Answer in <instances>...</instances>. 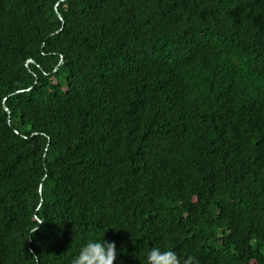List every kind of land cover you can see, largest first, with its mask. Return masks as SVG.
<instances>
[{"label":"trees","instance_id":"1","mask_svg":"<svg viewBox=\"0 0 264 264\" xmlns=\"http://www.w3.org/2000/svg\"><path fill=\"white\" fill-rule=\"evenodd\" d=\"M102 237L264 264V0H0V264Z\"/></svg>","mask_w":264,"mask_h":264},{"label":"clouds","instance_id":"2","mask_svg":"<svg viewBox=\"0 0 264 264\" xmlns=\"http://www.w3.org/2000/svg\"><path fill=\"white\" fill-rule=\"evenodd\" d=\"M39 229H34L31 236L37 233ZM103 237L100 239L93 238L84 243L74 260V264H116L117 245L115 241L108 242ZM145 260L146 264H181L174 251L158 246L152 247L145 253ZM183 264H194V258L189 257Z\"/></svg>","mask_w":264,"mask_h":264}]
</instances>
